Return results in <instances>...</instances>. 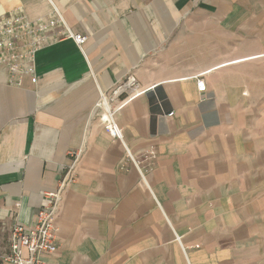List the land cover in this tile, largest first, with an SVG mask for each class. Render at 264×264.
<instances>
[{
	"label": "crops",
	"instance_id": "0c3cea01",
	"mask_svg": "<svg viewBox=\"0 0 264 264\" xmlns=\"http://www.w3.org/2000/svg\"><path fill=\"white\" fill-rule=\"evenodd\" d=\"M51 2L88 41L38 51L37 84L0 67V252L82 148L45 264H264V0H0V14ZM117 87L133 96L124 144L93 113ZM126 148L155 152L145 180Z\"/></svg>",
	"mask_w": 264,
	"mask_h": 264
},
{
	"label": "built area",
	"instance_id": "2783aa9c",
	"mask_svg": "<svg viewBox=\"0 0 264 264\" xmlns=\"http://www.w3.org/2000/svg\"><path fill=\"white\" fill-rule=\"evenodd\" d=\"M51 4L53 14L43 18L31 19L22 7L0 14V67L8 73L7 84L22 87L26 79L32 84H37L36 53L61 40L72 39L78 48L84 51L88 36L73 32L56 5L53 2ZM124 87H136V79L130 77ZM122 88L117 87L110 94L108 91H100V98L93 113L110 136L123 143L122 128L116 116L133 96L120 101ZM197 88L200 93L207 90L205 81L201 77H197ZM169 116H173V113ZM126 151L127 161L134 165L144 179V172L150 170L152 162L144 163L154 160L155 152L144 155L140 160L127 148ZM82 153V148L69 153L73 157V163L62 171L57 189L43 194L42 205L34 223L30 226L17 222L12 225L9 249L7 252H0V258L5 264H45L44 258L58 251L56 219L63 192L74 182V172Z\"/></svg>",
	"mask_w": 264,
	"mask_h": 264
},
{
	"label": "rangeland",
	"instance_id": "374dc122",
	"mask_svg": "<svg viewBox=\"0 0 264 264\" xmlns=\"http://www.w3.org/2000/svg\"><path fill=\"white\" fill-rule=\"evenodd\" d=\"M12 10H14V9H12ZM9 11H11V10H9ZM9 11H7V12H9ZM262 74H263V79H264V69L262 71ZM257 92H258L260 100L252 102V104H256V106H258V109L264 113V85L258 86V91ZM261 124L264 126V122L261 123ZM7 250L8 249L2 250V252H7Z\"/></svg>",
	"mask_w": 264,
	"mask_h": 264
}]
</instances>
